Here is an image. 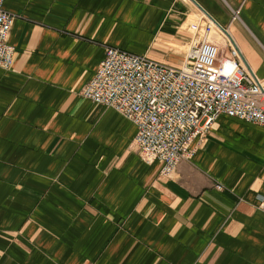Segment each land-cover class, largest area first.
<instances>
[{"label":"crops","instance_id":"obj_1","mask_svg":"<svg viewBox=\"0 0 264 264\" xmlns=\"http://www.w3.org/2000/svg\"><path fill=\"white\" fill-rule=\"evenodd\" d=\"M4 8L16 18L0 68V264H264L263 127L221 115L162 177L132 145L136 127L80 94L105 46L181 66L206 19L264 79V0Z\"/></svg>","mask_w":264,"mask_h":264},{"label":"built area","instance_id":"obj_2","mask_svg":"<svg viewBox=\"0 0 264 264\" xmlns=\"http://www.w3.org/2000/svg\"><path fill=\"white\" fill-rule=\"evenodd\" d=\"M4 2L0 0V68L10 69L15 50L8 39L16 17ZM238 13L234 12L233 20ZM213 36L223 40L226 52H220ZM80 94L114 109L136 127L132 145L143 161L159 163L162 177H170L179 162L193 157L221 115L264 128V79L210 19L203 23L181 66L105 46L95 75ZM258 208L264 212V197L259 198Z\"/></svg>","mask_w":264,"mask_h":264},{"label":"bare ground","instance_id":"obj_3","mask_svg":"<svg viewBox=\"0 0 264 264\" xmlns=\"http://www.w3.org/2000/svg\"><path fill=\"white\" fill-rule=\"evenodd\" d=\"M216 37H217V38H220V37H218V36H216ZM225 72L228 73V69H226Z\"/></svg>","mask_w":264,"mask_h":264},{"label":"water","instance_id":"obj_4","mask_svg":"<svg viewBox=\"0 0 264 264\" xmlns=\"http://www.w3.org/2000/svg\"><path fill=\"white\" fill-rule=\"evenodd\" d=\"M206 13V12H205ZM212 19V18H211ZM213 20V19H212ZM214 21V20H213ZM221 27V26H220ZM222 30H224L222 27H221ZM225 31V30H224Z\"/></svg>","mask_w":264,"mask_h":264}]
</instances>
